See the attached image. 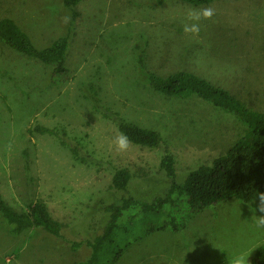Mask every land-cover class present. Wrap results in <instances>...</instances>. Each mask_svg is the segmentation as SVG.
Listing matches in <instances>:
<instances>
[{
  "label": "rangeland",
  "instance_id": "374dc122",
  "mask_svg": "<svg viewBox=\"0 0 264 264\" xmlns=\"http://www.w3.org/2000/svg\"><path fill=\"white\" fill-rule=\"evenodd\" d=\"M203 7L215 15L199 22V35L186 34L187 12ZM4 17L40 49L63 36L69 48L68 71L59 73L0 40V194L17 211L45 201L64 235L43 227L15 234L0 214V264L86 261L93 250L85 242L107 225L109 204L168 191L165 152L174 156L182 183L246 132L236 114L197 94L157 90L154 72L196 73L264 111V0H82L74 8L63 0H0ZM120 116L159 131L163 147L129 140V149L118 153ZM41 125L54 132L37 130ZM120 167L132 174L127 193L112 186ZM178 209L166 229L150 232L159 219L128 209L120 225L131 244L115 264H229L235 253L255 264L264 228L255 223L254 200L231 198L201 211L179 203ZM68 240L84 244L74 249Z\"/></svg>",
  "mask_w": 264,
  "mask_h": 264
},
{
  "label": "trees",
  "instance_id": "16d2710c",
  "mask_svg": "<svg viewBox=\"0 0 264 264\" xmlns=\"http://www.w3.org/2000/svg\"><path fill=\"white\" fill-rule=\"evenodd\" d=\"M63 1L67 7L74 8L82 0ZM185 1L200 5L215 0ZM77 16L78 11L74 10L73 20H76ZM0 40L19 51L37 57L47 65L56 66L59 73L68 71L66 58L69 37L67 36L60 37L52 45L40 49L13 19L4 17L0 19ZM150 83L157 90L169 95L197 94L236 114L247 125V130L225 154L191 171L182 183L176 181L174 156L165 152L162 166L167 170L172 181L168 191L154 200L124 196L122 199L121 197L117 199L122 201L109 204L106 209L110 215L107 225L93 240L85 242L93 250L90 258L75 264H115L131 244L130 240L128 241V233L120 225V221L125 212L132 207L138 208L144 215H152L159 219L160 223L154 224L147 231L150 232L166 229L170 222L175 221L176 215L181 212L178 209L179 203H186L192 210L201 211L231 198L250 202L255 200L258 192H264V111L250 108L229 90L189 71H177L167 76L154 72L150 76ZM117 118L120 131L133 143L151 149L163 147L164 141L159 131L127 121L121 116ZM36 129L41 132H54L50 127L42 125ZM131 176L128 168H115L112 186L127 193ZM0 214L12 225V232L15 234L43 227L55 236L64 237L62 223L52 215L49 206L43 200L30 203L26 210L17 211L10 207L0 194ZM68 242L74 249L84 244L69 240ZM254 263L264 264V244L257 249Z\"/></svg>",
  "mask_w": 264,
  "mask_h": 264
},
{
  "label": "clouds",
  "instance_id": "9594fccd",
  "mask_svg": "<svg viewBox=\"0 0 264 264\" xmlns=\"http://www.w3.org/2000/svg\"><path fill=\"white\" fill-rule=\"evenodd\" d=\"M215 15V9L212 7H203L200 9H190L187 12L186 20L184 23L183 31L186 34L199 35L200 21L210 20ZM114 145L118 153L125 152L129 149L130 141L125 134H119L114 139ZM255 208V223L257 227L264 228V192H258L254 200ZM259 213V214H257ZM249 255L243 253L233 254L229 264H249L247 259Z\"/></svg>",
  "mask_w": 264,
  "mask_h": 264
}]
</instances>
